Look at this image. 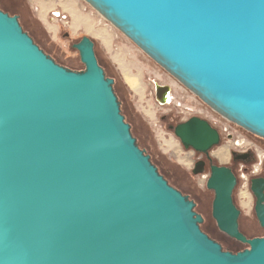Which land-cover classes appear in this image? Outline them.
I'll return each mask as SVG.
<instances>
[{"label":"water","instance_id":"1","mask_svg":"<svg viewBox=\"0 0 264 264\" xmlns=\"http://www.w3.org/2000/svg\"><path fill=\"white\" fill-rule=\"evenodd\" d=\"M215 111L264 139V0H85ZM85 66L57 64L0 9V264H264V237L240 230L236 177L213 166L223 250L195 203L137 145L88 36ZM167 86H157L164 104ZM209 154L221 133L192 117L172 128ZM204 170L197 163L195 175ZM262 186V187H261ZM264 228V182L254 181Z\"/></svg>","mask_w":264,"mask_h":264},{"label":"rangeland","instance_id":"2","mask_svg":"<svg viewBox=\"0 0 264 264\" xmlns=\"http://www.w3.org/2000/svg\"><path fill=\"white\" fill-rule=\"evenodd\" d=\"M77 1L82 14L86 17L83 19L85 21L82 20L77 25L61 8L55 10L51 8L49 24L55 27L54 31L46 28V24L40 18V12L31 0H27L29 10L18 7L16 10L22 15V21L27 29L52 57L79 71L85 70V66L74 45L85 36L95 42L97 58L106 68L108 75L115 80V88L123 111L133 125L134 134L171 182L189 193L193 184L202 191L207 188L210 177L208 174L192 178L191 171L198 155L193 150H186L170 129V125H178L192 117L209 121L221 133L222 142L212 151L213 156L218 159V151L228 150L226 159L223 161L218 159L220 163H230L232 150L251 149L254 152L256 150L262 152L264 140L215 111L156 63L93 6L85 0ZM55 12H59L61 17H55ZM129 80L137 81L135 87L129 84ZM157 86L170 88L172 95L170 104L162 105L157 101ZM169 100L171 101V98ZM246 188H240V191L245 192L244 195L247 194ZM211 199L212 195L209 193L208 200ZM249 200L240 201L244 213L241 222L243 229L251 232L250 225L260 227L257 220L251 217L252 201ZM247 217L251 219L247 220ZM204 227L212 236L225 241L227 245H235L240 249L248 248V245L222 233L211 216L206 220ZM257 233H260V230ZM261 236L264 237V233Z\"/></svg>","mask_w":264,"mask_h":264},{"label":"flooded vegetation","instance_id":"3","mask_svg":"<svg viewBox=\"0 0 264 264\" xmlns=\"http://www.w3.org/2000/svg\"><path fill=\"white\" fill-rule=\"evenodd\" d=\"M3 2H5L7 4L8 8H3V5H4ZM17 7L29 10L27 0H0V8L3 10V12L9 14L10 16L17 17L19 20V23L22 25V16L20 14L16 13V11H13V9H17ZM23 29H24V27H23ZM175 126L176 125H170V129L172 130V128ZM262 140H264V139H262ZM221 142H222V135H221ZM217 147H219V146H217ZM212 151L209 154H200V153L196 152V155H198V156H197V159L194 163V167L192 168V171H191V174L193 176L192 178L197 176L194 174V170L196 169L197 163H201V168L204 170V173L202 175L208 174L210 176L211 169L213 166H217V167L223 166V167L230 169L231 172L236 177V180H237L236 187H235V190L233 193V202H234L235 206L240 211V217H239L240 230L249 239L256 238V237H262L261 234L264 233V228L261 227L260 222H259L258 217H257V212H256L257 198H256L252 188H253L254 181L264 182V149L262 150V152L261 151L259 152L258 150H256V152H254L251 149L232 150V151H230L231 152V161L229 164L220 163L218 161L219 158L217 159L216 157H214L212 154ZM227 152H228V150H227ZM245 186H247V188ZM172 187H174L175 189L180 191L190 201L195 203L194 211L203 217V219H204L203 225H205V222L209 218V216H211L212 219L215 221V219L213 218V202H214V198H215V193L213 191H210L207 188L204 191H202L196 184L192 185V191L190 193L186 192L185 190L178 188L176 186H172ZM241 187L247 189L246 195H244L245 192L243 190L240 191ZM209 193L212 195V199L210 201L208 200V194ZM263 194H264V189H263ZM241 200L252 201L251 217L254 218L255 220H257L258 225L260 227V228H258V227L256 228L254 225L249 226V228L252 230V232H254V233L256 232L255 235H252L254 237H248L243 232V227H242L241 221H242V218L244 217V213H243L242 207L240 205ZM251 217L250 218L247 217L248 219L247 218L246 219L250 220ZM201 229L204 233H206L210 237L209 232L205 229L204 226ZM259 230H260V233H257ZM213 240L216 241L217 243H219L222 246L223 250L228 251V252H232L235 254L239 253V251H237L235 249L227 250L222 245L221 242H219L218 240H215L214 238H213ZM221 241H223V240H221ZM223 242L226 245V242L225 241H223Z\"/></svg>","mask_w":264,"mask_h":264},{"label":"trees","instance_id":"4","mask_svg":"<svg viewBox=\"0 0 264 264\" xmlns=\"http://www.w3.org/2000/svg\"><path fill=\"white\" fill-rule=\"evenodd\" d=\"M4 3V5H3V8H8L7 7V4L5 3V2H3ZM1 9V8H0ZM2 10V9H1ZM3 11V10H2ZM13 11H16V13H17V10L16 9H13ZM21 15V14H20ZM22 16V15H21ZM22 28L24 27V32H26V33H28L29 34V36H31V38L33 39V41L35 42V44H37L38 46H39V48L41 49V50H43L44 51V53L47 55V56H49L50 58H52L57 64H59V65H61V66H63V67H65V68H68V69H70V70H72V71H74V72H82V71H84V70H78V69H76V68H74V67H70V66H67V65H65V64H63V63H61V62H59L58 60H56L54 57H52L45 49H44V47L37 41V39H36V37L27 29V27H26V25H25V23L22 21ZM98 61H99V59H98ZM99 64L103 67V69H104V71H105V75H106V77L107 78H112L111 76H109L108 75V73H107V71H106V68L101 64V62L99 61ZM114 91H115V94L117 95V97H118V101H119V103H120V106H121V113H122V115L125 117V122H127L128 124H130V126H131V132H132V134H133V137L137 140V145L139 146V148L142 150V151H144L145 152V154L146 155H149L150 156V158H151V162H152V164L158 169V172L168 181V183H169V185H171V186H176V187H178V188H180L179 186H177V185H175L173 182H171L170 181V179L165 175V174H163L161 171H160V169H159V167H158V165L154 162V160H153V158H152V156L148 153V151L140 144V142H139V140H138V138H137V136L134 134V129H133V125H132V123L129 121V119H128V117L125 115V113H124V111H123V108H122V103H121V100H120V97H119V95H118V93H117V91H116V88H115V84H114ZM203 224L201 225V228H203ZM243 232L248 236V237H254V236H252V235H255V233L254 234H252L251 232H248V231H246L245 229H243ZM210 234V233H209ZM210 237L213 239H215V240H218L219 242H221L222 243V245L227 249V250H233V249H235V250H237V251H239V252H241V251H243V250H245V249H240V248H237V247H235V245H225V243L223 242V241H221L220 239H218V238H216V237H214V236H212L211 234H210ZM248 248H249V246H248ZM247 249V248H246Z\"/></svg>","mask_w":264,"mask_h":264},{"label":"crops","instance_id":"5","mask_svg":"<svg viewBox=\"0 0 264 264\" xmlns=\"http://www.w3.org/2000/svg\"><path fill=\"white\" fill-rule=\"evenodd\" d=\"M32 4L37 7L38 12H40V18L44 24H46V28L50 31H54L55 27L49 24V13L50 9L61 8L64 13H67L69 16L73 18L75 23L80 24L83 19L86 17L82 14L80 9V4L77 0H31ZM85 21V20H83ZM79 27V26H76Z\"/></svg>","mask_w":264,"mask_h":264},{"label":"bare ground","instance_id":"6","mask_svg":"<svg viewBox=\"0 0 264 264\" xmlns=\"http://www.w3.org/2000/svg\"><path fill=\"white\" fill-rule=\"evenodd\" d=\"M136 82H137V81L129 80V84H130L132 87H135ZM131 86H130V87H131ZM132 87H131V88H132ZM166 101H169V97H166ZM217 155H218L219 160H222V161H223L224 159L227 158V150H221V151H218Z\"/></svg>","mask_w":264,"mask_h":264},{"label":"built area","instance_id":"7","mask_svg":"<svg viewBox=\"0 0 264 264\" xmlns=\"http://www.w3.org/2000/svg\"><path fill=\"white\" fill-rule=\"evenodd\" d=\"M54 16L57 17V18H60V17H61V14H60L59 12H55V13H54ZM65 18H66V17H65ZM171 96H172V95H171V92H168V93L166 94L165 98H164V104H162V105L170 104V103L172 102V97H171ZM166 97L171 98V101H170V100H169V101H166Z\"/></svg>","mask_w":264,"mask_h":264}]
</instances>
